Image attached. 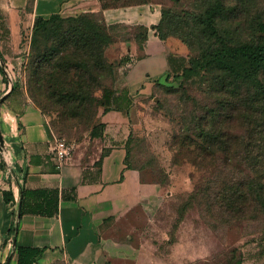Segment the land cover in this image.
I'll return each instance as SVG.
<instances>
[{"label": "crops", "instance_id": "0c3cea01", "mask_svg": "<svg viewBox=\"0 0 264 264\" xmlns=\"http://www.w3.org/2000/svg\"><path fill=\"white\" fill-rule=\"evenodd\" d=\"M63 12L101 13L108 26L133 31L116 46L111 100L117 107L102 113L103 153L91 163L75 153L58 169L45 114L0 59V264H18L11 228L23 189L43 192L26 196V208L44 211L22 216L16 242L44 249L37 264H169L172 255L159 250L163 240L171 248L175 242L147 239L141 222H150L173 193L128 165V143L134 103L182 74L190 51L179 38L161 39L159 7L103 8L100 0H0V48L19 50L37 19ZM140 27L147 30L144 41L137 39Z\"/></svg>", "mask_w": 264, "mask_h": 264}, {"label": "rangeland", "instance_id": "374dc122", "mask_svg": "<svg viewBox=\"0 0 264 264\" xmlns=\"http://www.w3.org/2000/svg\"><path fill=\"white\" fill-rule=\"evenodd\" d=\"M217 1L225 2L231 8L218 17L223 21L218 23V28L221 29L219 37L209 27L210 16H207V10ZM100 2L105 6L143 3L159 7L161 14L165 13L163 32L177 35L190 44L191 54L198 65L190 78L182 77L171 85L158 86L151 95L141 96L134 103L130 162L142 170L145 180L169 185V190L173 193L150 222L145 219L141 222L145 236L152 241H162L165 238L175 242V246L171 248L167 240H163L159 250L163 256L172 255L169 264H264V217H256L254 205L251 204L245 218L226 222L227 218L222 211L209 208L208 203L210 193L222 189L221 183L216 179L222 168H218L220 171L212 177L211 171L194 166L187 151L194 148L190 140L185 141V152L181 150L184 137L192 138L194 115L207 113L215 106L216 98L207 93L206 81L210 73L204 67L210 51L219 47L222 42L233 45L239 41H261L252 25L260 19L264 20V0ZM92 13L95 14L92 21H97L102 27L103 21L96 12L60 14L69 17ZM107 27L103 32L111 43L105 55L109 62L115 64L118 57L117 42L130 37L133 31L115 26ZM135 31L138 35L143 33L141 28ZM47 37L40 30L38 35L25 40L15 52L0 48V59L19 84L26 87L32 100L43 111L52 133L73 144V154L80 153L83 160L91 163L103 153L102 113L108 110L107 106L100 90L95 92L83 109L78 108L73 112L77 116L72 120L62 119V114L57 112L62 108L58 103L49 101L48 107L46 106V101L51 99L48 86L56 82L68 85L73 79V75L67 76L69 80L57 76L40 78L30 72L37 53L51 45ZM211 76L222 80L224 74L215 71ZM96 78L88 76L87 80L94 84ZM111 83L112 80H109L107 84ZM226 83L231 85L228 80ZM249 107L247 119L234 129V133L241 137V141L233 146L238 147L241 152V160L236 164V169L242 181H250L254 177L251 171L254 165L248 158V151L252 148L253 151L256 150L255 140L250 139V133L257 130L253 122L260 110L257 103Z\"/></svg>", "mask_w": 264, "mask_h": 264}, {"label": "trees", "instance_id": "16d2710c", "mask_svg": "<svg viewBox=\"0 0 264 264\" xmlns=\"http://www.w3.org/2000/svg\"><path fill=\"white\" fill-rule=\"evenodd\" d=\"M143 4V3H142ZM119 7V6H105ZM230 6L225 2L217 1L207 10V16H210L209 27L217 37L220 36L221 29L218 23H222L218 17L222 16ZM102 27L96 21H92L95 14H82L77 16L64 17L60 13L53 14L50 18H39L36 20L32 38L38 35L40 30L51 45L45 46L40 50L35 61L32 63L33 74L42 77H65L73 75V79L67 85L58 83L48 86L51 92V99L46 101L58 103L62 106L57 112L62 114V119L68 121L77 116L73 113L78 108H84L85 104L93 98L96 91L100 90L103 102L107 109L111 106L117 107L111 100L113 84L116 78V65L106 58V50L110 46L104 34L108 27L101 13ZM165 20V13L162 12V19L156 27L161 39L169 37L179 38L189 49L187 44L177 35L165 34L162 25ZM143 30L142 35L137 34V39L144 41L147 37V30ZM252 29L257 33L261 41L254 43L252 41H239L233 45L222 42L219 47L210 51L205 64V71L210 73L207 77V93L210 97L216 98L215 106L210 108L207 113L194 115L191 128L192 138L184 137L182 151L185 152V141L190 140L193 149H187L188 156L194 166L200 170L211 171L222 189L211 192L208 200L209 208H218L226 216V222L245 218L249 207L254 205L256 217H264V20L260 19L252 25ZM195 58L190 51L189 66L182 74L175 77L173 82L180 78H190L198 66ZM32 66V65H31ZM33 70V71H32ZM215 71L224 74L222 80L219 77L211 76ZM88 76H96L94 84L87 80ZM69 80V78H68ZM112 80L111 85L107 84ZM230 82L228 85L226 82ZM157 84L158 86L171 85ZM155 88V89H156ZM253 103L259 106V113L254 119V126L257 128L254 133H250V139L255 140L256 150L250 149L249 159L254 165L252 172L254 177L250 181H242L238 175L236 164L241 160V152L238 147L233 145L241 141L240 135L235 134L234 129L247 119L249 107ZM115 104V105H114ZM45 108V104H43ZM44 110V109H43ZM43 112V111H42ZM63 120V121H64ZM105 128V125L103 124ZM51 128V127H50ZM130 138H132L130 136ZM203 143V144H202ZM130 139L128 143L127 163L130 167H135L130 162ZM137 168V167H135ZM141 170L140 168H137ZM142 171V170H141ZM161 183V182H160ZM42 191H21V200L17 213V221L11 228L13 235L14 248L18 252V264H37L39 257L44 249L23 247L16 244L19 230V222L26 212L44 211L39 208L27 207L25 198L38 197ZM252 202V203H250ZM170 242H173L172 239Z\"/></svg>", "mask_w": 264, "mask_h": 264}, {"label": "built area", "instance_id": "2783aa9c", "mask_svg": "<svg viewBox=\"0 0 264 264\" xmlns=\"http://www.w3.org/2000/svg\"><path fill=\"white\" fill-rule=\"evenodd\" d=\"M53 152L57 160V168L62 169L69 163L73 156L74 145L68 143L65 139L59 138L52 133ZM10 174V171H7Z\"/></svg>", "mask_w": 264, "mask_h": 264}, {"label": "water", "instance_id": "95a60500", "mask_svg": "<svg viewBox=\"0 0 264 264\" xmlns=\"http://www.w3.org/2000/svg\"><path fill=\"white\" fill-rule=\"evenodd\" d=\"M0 143H1V145H4V143H5V141H4V137H3V135L1 134V132H0Z\"/></svg>", "mask_w": 264, "mask_h": 264}]
</instances>
